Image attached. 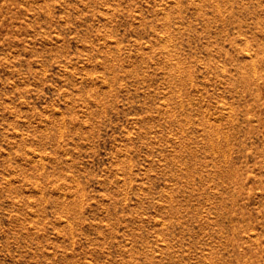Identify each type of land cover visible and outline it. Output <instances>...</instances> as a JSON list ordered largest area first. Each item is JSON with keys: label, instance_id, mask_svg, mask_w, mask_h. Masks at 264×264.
Listing matches in <instances>:
<instances>
[{"label": "rangeland", "instance_id": "1", "mask_svg": "<svg viewBox=\"0 0 264 264\" xmlns=\"http://www.w3.org/2000/svg\"><path fill=\"white\" fill-rule=\"evenodd\" d=\"M0 264H264V0H0Z\"/></svg>", "mask_w": 264, "mask_h": 264}]
</instances>
